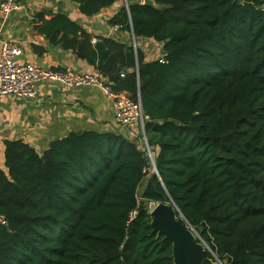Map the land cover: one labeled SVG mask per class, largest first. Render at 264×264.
Masks as SVG:
<instances>
[{
    "label": "trees",
    "instance_id": "1",
    "mask_svg": "<svg viewBox=\"0 0 264 264\" xmlns=\"http://www.w3.org/2000/svg\"><path fill=\"white\" fill-rule=\"evenodd\" d=\"M134 44L62 15L40 28L142 102L140 138L72 133L40 153L5 144L0 264H174L152 204L172 203L223 264H264V0H70ZM133 37V36H132ZM140 40L162 46L146 61ZM141 42V41H140ZM133 212L137 215L132 220Z\"/></svg>",
    "mask_w": 264,
    "mask_h": 264
},
{
    "label": "crops",
    "instance_id": "2",
    "mask_svg": "<svg viewBox=\"0 0 264 264\" xmlns=\"http://www.w3.org/2000/svg\"><path fill=\"white\" fill-rule=\"evenodd\" d=\"M22 9L9 16L0 12V30L5 40L19 44L20 63H33L56 71L70 70L76 75H92L97 70L62 44V34L49 38L40 30L57 15L68 18L92 36L93 44L101 37H116L121 43H133L131 34L113 33L111 18L121 3L103 10L94 17L80 13L70 0H18ZM146 61H155L162 54V46L153 40H140ZM93 131L100 134H122L129 139L140 133H129L115 122L112 103L95 87L69 88L56 82L38 85V97L25 100L0 97V167L5 168V144L23 141L40 153L49 145L72 133ZM141 142V139H140Z\"/></svg>",
    "mask_w": 264,
    "mask_h": 264
},
{
    "label": "built area",
    "instance_id": "3",
    "mask_svg": "<svg viewBox=\"0 0 264 264\" xmlns=\"http://www.w3.org/2000/svg\"><path fill=\"white\" fill-rule=\"evenodd\" d=\"M21 9L22 7L18 0H0V12L4 16H9ZM120 29V26H111L110 28L113 33L119 32ZM134 48H136L135 42ZM21 55L22 50L19 44L5 40L0 30V97L34 100L38 97V85L46 81L60 83L69 88H98L112 103L116 124L129 133H140L141 145L153 167L151 150L145 136L146 119L140 98L137 101H133L125 92H115L112 89V84L98 72L92 75H76L70 70L62 72L41 68L33 63L22 64L18 61ZM155 61L164 64V54L162 53ZM153 169L155 170L154 167ZM136 215L137 212H133L130 219L132 220ZM0 225H7V220L2 215H0Z\"/></svg>",
    "mask_w": 264,
    "mask_h": 264
},
{
    "label": "water",
    "instance_id": "4",
    "mask_svg": "<svg viewBox=\"0 0 264 264\" xmlns=\"http://www.w3.org/2000/svg\"><path fill=\"white\" fill-rule=\"evenodd\" d=\"M144 5L156 8L152 0H144ZM132 36L135 38L133 34ZM153 167L158 175L154 162ZM152 206H155L151 211L153 232L172 243L174 264H223L216 258H202L203 253L210 249L200 240L175 205L165 202Z\"/></svg>",
    "mask_w": 264,
    "mask_h": 264
},
{
    "label": "rangeland",
    "instance_id": "5",
    "mask_svg": "<svg viewBox=\"0 0 264 264\" xmlns=\"http://www.w3.org/2000/svg\"><path fill=\"white\" fill-rule=\"evenodd\" d=\"M139 44L141 45V42H140V41H138V45H139ZM153 207H154V206H152V205L150 206L151 211L154 209ZM198 237H199V235H198Z\"/></svg>",
    "mask_w": 264,
    "mask_h": 264
},
{
    "label": "bare ground",
    "instance_id": "6",
    "mask_svg": "<svg viewBox=\"0 0 264 264\" xmlns=\"http://www.w3.org/2000/svg\"><path fill=\"white\" fill-rule=\"evenodd\" d=\"M154 207H155V206H154ZM154 207H153V208H154Z\"/></svg>",
    "mask_w": 264,
    "mask_h": 264
}]
</instances>
